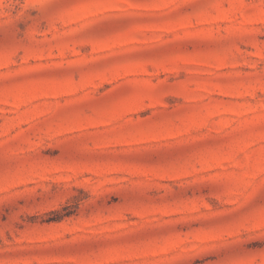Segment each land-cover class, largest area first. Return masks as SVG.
I'll use <instances>...</instances> for the list:
<instances>
[{
	"label": "rangeland",
	"instance_id": "obj_1",
	"mask_svg": "<svg viewBox=\"0 0 264 264\" xmlns=\"http://www.w3.org/2000/svg\"><path fill=\"white\" fill-rule=\"evenodd\" d=\"M0 264H264V0H0Z\"/></svg>",
	"mask_w": 264,
	"mask_h": 264
}]
</instances>
